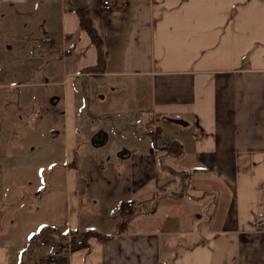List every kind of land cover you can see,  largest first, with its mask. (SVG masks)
<instances>
[{
	"label": "crops",
	"instance_id": "0c3cea01",
	"mask_svg": "<svg viewBox=\"0 0 264 264\" xmlns=\"http://www.w3.org/2000/svg\"><path fill=\"white\" fill-rule=\"evenodd\" d=\"M80 10L100 39L99 72L87 71L98 56ZM14 88L40 89L25 114L32 133L51 117L47 104L57 109L62 132L52 137L63 136L68 155L85 103L100 114L107 109L95 98L108 109L129 102L144 114L131 147L104 158L115 180L103 181L117 185L107 187L97 225H79L69 212L66 250L73 233L112 238L90 237L55 264H264V228H256L264 211V0H116L107 11L101 0H0V97ZM148 119L161 129L158 142L175 140L180 154L153 152ZM162 123L177 127L164 142ZM90 140L101 147L109 137ZM155 194L154 210L143 208L116 234V204L142 205ZM157 210L163 221L147 226L142 217Z\"/></svg>",
	"mask_w": 264,
	"mask_h": 264
},
{
	"label": "rangeland",
	"instance_id": "374dc122",
	"mask_svg": "<svg viewBox=\"0 0 264 264\" xmlns=\"http://www.w3.org/2000/svg\"><path fill=\"white\" fill-rule=\"evenodd\" d=\"M14 83L21 82L14 80ZM92 84H89L88 92L91 97L95 93ZM39 90L14 88L0 97V134H3L0 136V258L3 255L1 262L4 264L60 262L52 260L51 254L67 249L65 234L73 221L70 213L72 218H75L74 214L78 216L74 221L79 225H97L96 221L100 220L97 212L106 209L105 191L107 187L117 185L103 181L115 180L113 168L104 162L105 156H112L121 144L129 149L136 133L144 131L140 120L144 114L131 113L129 102L108 109L95 98L99 103L97 107L107 110L98 114L87 103L82 105L88 113L82 110L78 115L77 146L68 155L62 149L63 136L56 140L52 137L53 132H62V122L52 104H47L51 117H46L35 133L30 132V122L25 118V114L33 109L29 94H36ZM118 109L127 114L118 118L115 115V118L106 117L105 114H114ZM162 127L161 142L168 141L173 128L177 127L164 123ZM114 132L119 135H113ZM98 133H106L109 142L94 147L90 139ZM101 162L105 168L101 167ZM83 199H86L85 203H82ZM152 203L150 198L141 207L152 212ZM163 219L162 211L158 210L142 217L147 226L150 223L160 225ZM48 229L56 232L49 243L44 244L43 233ZM34 236H37L36 243L32 241Z\"/></svg>",
	"mask_w": 264,
	"mask_h": 264
},
{
	"label": "trees",
	"instance_id": "16d2710c",
	"mask_svg": "<svg viewBox=\"0 0 264 264\" xmlns=\"http://www.w3.org/2000/svg\"><path fill=\"white\" fill-rule=\"evenodd\" d=\"M83 12H84L83 10L79 11V14L81 15L82 27L87 32L92 44H94V46L96 47L97 56H98L97 65L93 68L87 69V71L89 73L99 72L100 68L102 69L103 66L102 63L104 60L103 52L101 50L100 39L96 31L94 30L90 19L87 16L85 17ZM144 127L146 128V131L143 133V135L148 136L150 138L153 152L155 153L163 152L164 154L170 156H175L181 153V144H179L175 140H170L164 144H160L158 142L161 135V129L159 126L154 125V121L152 119L146 120V122L144 123ZM158 198L159 196L156 194L152 197L151 201L153 202L152 204L154 205L152 210L154 209L155 205L158 203L159 201ZM141 206L142 205L136 204L133 201H120L116 204L114 210L119 216V222L117 224L116 234H122L126 231L129 222L133 219V217H135L136 214H138L141 211L142 209ZM260 226L264 228V220H263L262 212L256 217V228H258L259 230ZM54 232L55 231L52 229H48L47 232L44 233L41 232L43 233L44 244L49 243V240L52 238V234ZM90 237H95L102 242L108 241L112 238V236L101 235L94 231L73 233L69 238L70 250L76 251L87 246V240ZM36 239L37 236H34L32 241L36 243Z\"/></svg>",
	"mask_w": 264,
	"mask_h": 264
},
{
	"label": "built area",
	"instance_id": "2783aa9c",
	"mask_svg": "<svg viewBox=\"0 0 264 264\" xmlns=\"http://www.w3.org/2000/svg\"><path fill=\"white\" fill-rule=\"evenodd\" d=\"M115 3L116 0H101L102 9H104L105 11L111 9ZM69 251L70 249L52 252L51 259L55 261H61L63 259H66L68 254H70Z\"/></svg>",
	"mask_w": 264,
	"mask_h": 264
},
{
	"label": "water",
	"instance_id": "95a60500",
	"mask_svg": "<svg viewBox=\"0 0 264 264\" xmlns=\"http://www.w3.org/2000/svg\"><path fill=\"white\" fill-rule=\"evenodd\" d=\"M169 122L174 123V124H179V125H183L184 124L183 121H181V120H174V119L169 120ZM94 139H95L94 140V144L95 145H98V144L102 143L104 137L102 135H98ZM263 219H264V211H263Z\"/></svg>",
	"mask_w": 264,
	"mask_h": 264
}]
</instances>
